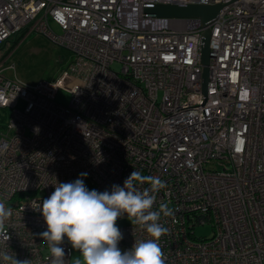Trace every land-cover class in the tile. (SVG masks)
Wrapping results in <instances>:
<instances>
[{
	"label": "built area",
	"instance_id": "obj_1",
	"mask_svg": "<svg viewBox=\"0 0 264 264\" xmlns=\"http://www.w3.org/2000/svg\"><path fill=\"white\" fill-rule=\"evenodd\" d=\"M218 3L204 96L200 21L144 18L142 7ZM23 31L71 60L34 86L7 78L14 66L0 60V109L11 111L0 200L13 209L0 250L51 264L39 205L55 186L87 173L92 189L110 191L140 171L167 184L154 205L173 209L161 216L165 264H264V0H0V47ZM61 89L68 106L55 103ZM205 223L211 237L197 238ZM119 228L122 252L149 238L140 225Z\"/></svg>",
	"mask_w": 264,
	"mask_h": 264
},
{
	"label": "clouds",
	"instance_id": "obj_2",
	"mask_svg": "<svg viewBox=\"0 0 264 264\" xmlns=\"http://www.w3.org/2000/svg\"><path fill=\"white\" fill-rule=\"evenodd\" d=\"M142 185L147 187L141 190ZM166 188V182L140 171H133L123 186L113 185L110 191L89 190L82 178L57 184L39 205L46 224V231L40 235L47 244L51 264H165L159 241L168 230L161 216H172L173 209L168 203H160L154 210V205ZM12 215L13 209L0 200V245L6 248L9 237L4 230ZM125 216L131 224L140 225L149 238L122 252L119 243L123 235L117 220ZM65 239L79 253L70 262L65 260ZM0 264H31V260L21 261L15 254L0 250Z\"/></svg>",
	"mask_w": 264,
	"mask_h": 264
},
{
	"label": "rangeland",
	"instance_id": "obj_3",
	"mask_svg": "<svg viewBox=\"0 0 264 264\" xmlns=\"http://www.w3.org/2000/svg\"><path fill=\"white\" fill-rule=\"evenodd\" d=\"M55 33L60 34V30L54 27ZM19 42L12 52L4 57L1 63L6 66L13 65L14 69L5 71L7 78L17 80L26 86H34L41 81L54 82L60 74L68 66L71 55L60 47L53 45L50 40L41 33L23 31L16 35ZM10 42L0 47V57L7 52L10 47ZM8 57V58H7ZM7 58V59H6ZM114 70H118L119 66L114 65ZM55 103L61 106H68L71 100L70 94L65 90H59L55 96ZM22 107V103L18 104ZM11 111L8 109H0V134L3 132L10 120ZM86 186L91 190L88 180L84 177ZM41 197V194L39 195ZM130 221H117L118 227L129 225ZM194 233L197 238H210L212 235V227L209 223L197 225L194 228ZM79 253L73 249L72 257Z\"/></svg>",
	"mask_w": 264,
	"mask_h": 264
},
{
	"label": "water",
	"instance_id": "obj_4",
	"mask_svg": "<svg viewBox=\"0 0 264 264\" xmlns=\"http://www.w3.org/2000/svg\"><path fill=\"white\" fill-rule=\"evenodd\" d=\"M223 4H145L142 16L153 19H191L199 20L201 28L200 65L201 89L205 96L209 82V61L211 57V29L210 23L222 10Z\"/></svg>",
	"mask_w": 264,
	"mask_h": 264
},
{
	"label": "trees",
	"instance_id": "obj_5",
	"mask_svg": "<svg viewBox=\"0 0 264 264\" xmlns=\"http://www.w3.org/2000/svg\"><path fill=\"white\" fill-rule=\"evenodd\" d=\"M19 42V38L17 37L15 40H13L12 42H10V47L9 49L7 50V52H5L1 57H0V60H3L4 57L8 56L12 50L16 47V45L18 44Z\"/></svg>",
	"mask_w": 264,
	"mask_h": 264
}]
</instances>
